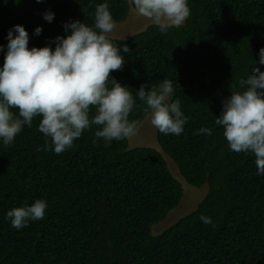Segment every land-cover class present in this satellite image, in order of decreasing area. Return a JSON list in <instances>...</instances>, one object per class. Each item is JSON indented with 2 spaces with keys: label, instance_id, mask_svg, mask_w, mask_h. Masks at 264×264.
I'll use <instances>...</instances> for the list:
<instances>
[{
  "label": "trees",
  "instance_id": "obj_1",
  "mask_svg": "<svg viewBox=\"0 0 264 264\" xmlns=\"http://www.w3.org/2000/svg\"><path fill=\"white\" fill-rule=\"evenodd\" d=\"M169 1L0 0V264H264V0L103 35Z\"/></svg>",
  "mask_w": 264,
  "mask_h": 264
},
{
  "label": "rangeland",
  "instance_id": "obj_2",
  "mask_svg": "<svg viewBox=\"0 0 264 264\" xmlns=\"http://www.w3.org/2000/svg\"><path fill=\"white\" fill-rule=\"evenodd\" d=\"M188 18L187 11L173 0H170L166 6L156 12L148 13L132 9L130 16L124 23H116L109 17H104L103 35L113 38H128L133 34L139 33L149 25L160 24L164 26L184 24ZM162 108L150 115L142 124L141 128L129 137L130 149L140 147L154 148L162 151L165 157L169 156L163 151L157 140V131L159 127ZM168 163L171 171L177 179L183 180L184 199L182 204L174 209L168 218L154 227L155 233H161L175 224L179 219L194 212L200 203L206 198L210 191L209 184L201 188L191 186L184 178L182 179L175 164L169 159Z\"/></svg>",
  "mask_w": 264,
  "mask_h": 264
}]
</instances>
